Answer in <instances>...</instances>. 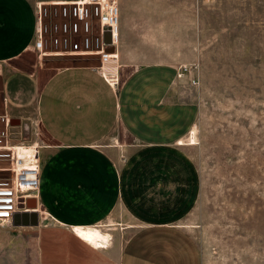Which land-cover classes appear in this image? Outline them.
Instances as JSON below:
<instances>
[{"label": "rangeland", "instance_id": "374dc122", "mask_svg": "<svg viewBox=\"0 0 264 264\" xmlns=\"http://www.w3.org/2000/svg\"><path fill=\"white\" fill-rule=\"evenodd\" d=\"M31 1L43 27L60 21V6ZM191 8L184 42L195 48L198 83L182 85L191 127L163 159L123 162L126 173L134 167L124 202L96 225L110 235L107 248L43 214L38 226L0 225V264H120L124 245L156 223L188 235L199 264H264V0H192ZM18 64L44 79L51 68L100 60L31 49ZM37 138L47 141L40 124Z\"/></svg>", "mask_w": 264, "mask_h": 264}, {"label": "crops", "instance_id": "0c3cea01", "mask_svg": "<svg viewBox=\"0 0 264 264\" xmlns=\"http://www.w3.org/2000/svg\"><path fill=\"white\" fill-rule=\"evenodd\" d=\"M117 4L114 59L51 68L43 79L38 68L18 64L33 49L34 2L0 0V115L22 125L36 119L42 127L47 141L38 150L33 211L70 229L97 225L124 202L125 178L134 167L127 164L126 173L123 162L163 159L160 151L191 127L182 100L188 75L180 81L176 71L194 63L195 48L184 42L193 29L192 0ZM149 227L124 245L120 264H199L198 249L184 232L169 224Z\"/></svg>", "mask_w": 264, "mask_h": 264}, {"label": "built area", "instance_id": "2783aa9c", "mask_svg": "<svg viewBox=\"0 0 264 264\" xmlns=\"http://www.w3.org/2000/svg\"><path fill=\"white\" fill-rule=\"evenodd\" d=\"M57 6L60 9L55 14L60 21L49 29L42 26V13L37 7L34 50L45 55L96 56L101 64L114 59L111 49L118 43L117 0H76ZM185 75L188 85L197 86L198 65L179 66L177 79L182 81ZM38 125L36 119L27 125H12L10 118L0 115V161L9 163L0 166V225L12 224L17 214L29 211L27 201L36 199L41 147ZM24 130L29 131L28 139Z\"/></svg>", "mask_w": 264, "mask_h": 264}, {"label": "bare ground", "instance_id": "6f19581e", "mask_svg": "<svg viewBox=\"0 0 264 264\" xmlns=\"http://www.w3.org/2000/svg\"><path fill=\"white\" fill-rule=\"evenodd\" d=\"M17 152H20V150L17 149ZM71 230L76 238L93 249H103L108 246L110 235L102 232L96 225L73 226Z\"/></svg>", "mask_w": 264, "mask_h": 264}, {"label": "water", "instance_id": "95a60500", "mask_svg": "<svg viewBox=\"0 0 264 264\" xmlns=\"http://www.w3.org/2000/svg\"><path fill=\"white\" fill-rule=\"evenodd\" d=\"M12 125H19L20 121L18 119L11 120ZM29 211L22 212L21 214H17L12 222L13 226H38L39 219L37 211H33L36 209V200L31 198L27 201Z\"/></svg>", "mask_w": 264, "mask_h": 264}]
</instances>
